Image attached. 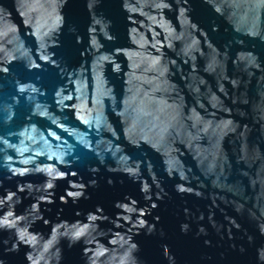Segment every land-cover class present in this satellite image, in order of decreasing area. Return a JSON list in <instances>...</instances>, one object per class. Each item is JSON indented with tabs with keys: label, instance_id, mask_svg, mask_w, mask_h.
Wrapping results in <instances>:
<instances>
[{
	"label": "water",
	"instance_id": "water-1",
	"mask_svg": "<svg viewBox=\"0 0 264 264\" xmlns=\"http://www.w3.org/2000/svg\"><path fill=\"white\" fill-rule=\"evenodd\" d=\"M0 264H264V0H0Z\"/></svg>",
	"mask_w": 264,
	"mask_h": 264
}]
</instances>
